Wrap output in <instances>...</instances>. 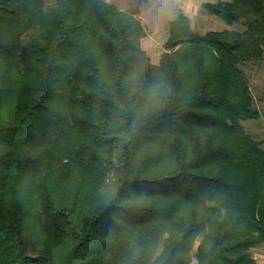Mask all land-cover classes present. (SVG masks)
Here are the masks:
<instances>
[{
    "label": "trees",
    "instance_id": "obj_1",
    "mask_svg": "<svg viewBox=\"0 0 264 264\" xmlns=\"http://www.w3.org/2000/svg\"><path fill=\"white\" fill-rule=\"evenodd\" d=\"M202 8L243 29L181 10L155 64L138 10L0 0V264H260L264 0Z\"/></svg>",
    "mask_w": 264,
    "mask_h": 264
},
{
    "label": "rangeland",
    "instance_id": "obj_2",
    "mask_svg": "<svg viewBox=\"0 0 264 264\" xmlns=\"http://www.w3.org/2000/svg\"><path fill=\"white\" fill-rule=\"evenodd\" d=\"M107 1L123 10L139 11V18L147 30V36L142 41V47L155 64L159 63L162 54L165 52L164 45L168 34L169 21L174 19L181 10H185L187 6L191 10L189 16L193 26L200 33L243 29L240 23L230 26L217 17L206 14L202 8L205 3L231 0H149L147 3H140L139 0ZM246 72L251 78L257 104L262 112V120L258 122L246 121L244 126L255 138L264 140V61L249 65ZM254 255L260 264H264V247L256 249ZM193 264H197L196 261H193Z\"/></svg>",
    "mask_w": 264,
    "mask_h": 264
},
{
    "label": "crops",
    "instance_id": "obj_3",
    "mask_svg": "<svg viewBox=\"0 0 264 264\" xmlns=\"http://www.w3.org/2000/svg\"><path fill=\"white\" fill-rule=\"evenodd\" d=\"M183 10H184V9H183ZM189 11H191V10L189 9V6H187V8L184 10V12H185L186 14L190 15Z\"/></svg>",
    "mask_w": 264,
    "mask_h": 264
}]
</instances>
